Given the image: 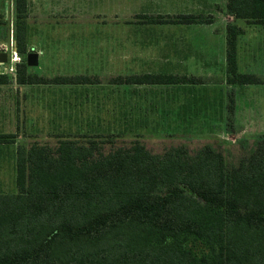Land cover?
<instances>
[{"label": "trees", "instance_id": "1", "mask_svg": "<svg viewBox=\"0 0 264 264\" xmlns=\"http://www.w3.org/2000/svg\"><path fill=\"white\" fill-rule=\"evenodd\" d=\"M225 10L247 24H264V0H226ZM27 1L14 0L17 84H95L86 75L43 78L27 72ZM197 15L174 23H207ZM229 84L252 85L237 72L239 27L226 24ZM8 82L0 74V84ZM195 77L143 72L117 75L112 85L196 84ZM232 95L225 108L232 113ZM126 116L121 113V122ZM104 130V129H103ZM86 140L61 137L54 146L15 147L14 192H0V264H264V136L246 155L226 161L206 142L152 153L134 139L100 152L116 135L106 128ZM14 133H0L13 143ZM86 138L80 136V138Z\"/></svg>", "mask_w": 264, "mask_h": 264}, {"label": "rangeland", "instance_id": "2", "mask_svg": "<svg viewBox=\"0 0 264 264\" xmlns=\"http://www.w3.org/2000/svg\"><path fill=\"white\" fill-rule=\"evenodd\" d=\"M144 1L147 0H104L103 13L97 14L89 7L91 0H41L39 6H30L32 32L29 31L28 36L56 39L45 48L42 43L33 45L36 42L29 39L32 43H26V52H41L39 66L30 71L47 79L81 73L97 79L98 83L31 84L20 91L13 84L9 85L0 98L11 103L13 112L18 104L23 112L28 109L25 113L30 110V116L38 114V118H33L35 120L25 119L22 125H17V132L22 135L17 143L14 140L16 146H27L36 141L52 147L58 138L79 137L84 141L88 136L95 138L92 135L97 132L101 134L100 139L106 141L105 129L110 128L120 135L109 142L104 141L100 145L102 153L119 146L127 147L134 139L152 153H161L169 146L181 143L192 153L209 142L222 151L226 161L235 163L246 155L254 138L264 136V99L259 97L256 102L258 112L254 104L253 110H242L244 115H241V109L229 113L225 105H220L223 99L226 104L228 97H233L235 87L240 86L227 83L230 75L225 62L227 35L223 24H228L226 19L230 17L225 10L226 0H194L192 8L191 0H149L148 13H130L134 6ZM183 7L194 9V12L201 10L202 13L195 14L200 21L215 23L216 38H223L225 44L223 60L217 62L213 56L208 59L209 55L202 51L208 47L203 46L199 47L200 56L190 53L189 56L194 58L189 57L183 62L179 59L182 49L172 45L171 39L185 38L188 26L172 21L179 15H187L179 13ZM238 25L242 27H239L235 42L237 39H256L259 42L252 48L261 53L254 61L240 58L239 65L236 64L237 72L257 77L260 83L252 85L263 91L264 24L242 22ZM208 33L211 34L209 29L207 32L201 28V38L207 37ZM241 47H245L244 42ZM211 48H216V57L221 55L219 45ZM6 71L8 80H13L14 66L13 70ZM185 71L189 75L193 73L192 77L200 82L177 85L107 83L117 75L143 72L190 77L183 74ZM24 94L25 101L30 97L37 102L33 109L19 100ZM123 112L126 116L121 122ZM257 114L259 118H256Z\"/></svg>", "mask_w": 264, "mask_h": 264}, {"label": "crops", "instance_id": "3", "mask_svg": "<svg viewBox=\"0 0 264 264\" xmlns=\"http://www.w3.org/2000/svg\"><path fill=\"white\" fill-rule=\"evenodd\" d=\"M27 1V13H26V43H32L33 45H39V43H42V45L45 47L49 46V43L54 40L49 39L46 36H43V38H31V35L28 36L29 31L32 32V26L30 24L29 17L31 15L30 11V6H39L41 3V0H26ZM191 0V5L190 8L193 7ZM149 0L142 2L143 4L141 5H136L133 7V9L130 10V13L133 14H146L148 13L147 9L149 5L147 4ZM197 2V1H196ZM91 5L89 6L90 8H94V11L92 13H103V8H104V0H91ZM98 3H101L100 5ZM112 7L115 5L113 2L111 3ZM99 8V9H96ZM129 10V9H128ZM100 11V12H99ZM203 11H195L194 9L188 10V9H182L181 14H200ZM177 13V14H179ZM227 15V14H226ZM230 18L226 19L228 24H235L238 27V24L242 23V20L239 19H231V15H228ZM13 19H14V0H0V51H4L5 48L8 47V50L12 49V45H15V38H14V25H13ZM210 22V23H209ZM207 22L208 24H201V23H190V24H183V26H188L187 30V36L185 38H174L173 40L171 39L172 45H175L177 47H181L182 52L181 55L179 56V59L182 60V62L185 60H189L190 58H194L193 56H189L190 53H196L198 56H200V46L203 47H208V49L203 48L202 51H204V54L207 53L209 56H207L208 59L213 56L215 57V60L219 62L220 60L224 59V40L223 38L218 40L216 38V30H215V23L213 24L212 21ZM32 23V22H31ZM181 25V23H180ZM179 25V26H180ZM226 25V24H223ZM225 27V26H224ZM186 27H183V29ZM203 28L204 30L208 29L211 31V34L208 33L207 37H202L200 36V30ZM48 29V28H46ZM34 31L38 32V29H34ZM33 39V41H29V39ZM244 42L245 47H241V44ZM259 41L256 39H237L236 40V49H235V58H236V64L239 65V60L240 58L247 59L249 61H254V59L260 57L261 50L256 51L252 47L256 45ZM11 44V47H10ZM54 44V43H53ZM220 46V53L221 54L219 57L217 56V50L215 46ZM198 47L197 49H194ZM28 52V51H27ZM37 53V64L34 66H27V72L35 74L37 76H42L41 74H37L33 71H30V68L33 67H38L39 63L38 60L41 58V52L39 50L35 51ZM257 56V57H256ZM190 57V58H189ZM25 58V54H24ZM214 63V62H213ZM237 65V66H238ZM238 69V68H237ZM7 70V64L6 62L0 63V74H6ZM75 74H81V73H75ZM186 76H194L192 74H187V71L183 73ZM13 84V87L16 88V90L20 91L23 90L21 88H24L25 85H31V84H17L15 83L14 79L13 80H8L7 83L5 84H0V96H2V91L7 92V87L9 85ZM34 85V84H33ZM259 87L255 85H240L239 87H235L234 93H233V103H234V112L235 109H241V115H244L242 110H253V106L255 110L258 112L259 110V105H257V101L262 98L264 99V90L258 89ZM25 94L20 96L19 100L23 101V104H26L27 107L33 109L34 106H36L37 102L33 101V98H30V100L25 101ZM260 97V98H259ZM224 100V99H223ZM220 102V105L224 107V101ZM255 101V103H254ZM16 102V101H15ZM257 102V103H256ZM17 103V102H16ZM20 109V112H18ZM35 109V108H34ZM25 110L28 111V109H23L22 107H18V104H15L14 106V112H13V107L11 103H8L5 101V98L2 100L0 98V133H14L16 135L15 142L17 143L21 139V132H17V125H22L25 119L32 120L33 118L37 117L38 114H34V116H30L29 114L32 113L30 110L27 113H25ZM37 112V111H36ZM247 116V115H246ZM256 118H259V115H256ZM36 119V118H35ZM33 119V120H35ZM33 122V121H32ZM33 125L36 124V121L32 123ZM40 125V124H39ZM15 143H0V192H14L15 191V184H14V173H15V168H14V161H15Z\"/></svg>", "mask_w": 264, "mask_h": 264}, {"label": "built area", "instance_id": "4", "mask_svg": "<svg viewBox=\"0 0 264 264\" xmlns=\"http://www.w3.org/2000/svg\"><path fill=\"white\" fill-rule=\"evenodd\" d=\"M11 47V44H10ZM4 51L7 52L6 57V64H7V70L11 71L13 70V66L16 63L21 62V56L16 52L15 47L12 45V49L8 50V47L4 49Z\"/></svg>", "mask_w": 264, "mask_h": 264}, {"label": "water", "instance_id": "5", "mask_svg": "<svg viewBox=\"0 0 264 264\" xmlns=\"http://www.w3.org/2000/svg\"><path fill=\"white\" fill-rule=\"evenodd\" d=\"M7 52L0 51V63L6 62ZM24 62L27 66H34L37 64V53L28 51L25 53Z\"/></svg>", "mask_w": 264, "mask_h": 264}]
</instances>
